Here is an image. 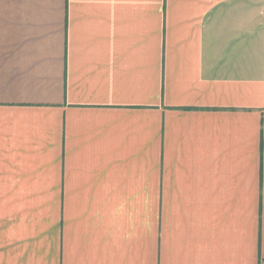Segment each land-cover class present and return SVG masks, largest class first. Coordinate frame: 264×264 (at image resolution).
Returning <instances> with one entry per match:
<instances>
[{
    "label": "crops",
    "instance_id": "crops-1",
    "mask_svg": "<svg viewBox=\"0 0 264 264\" xmlns=\"http://www.w3.org/2000/svg\"><path fill=\"white\" fill-rule=\"evenodd\" d=\"M0 264H264V0H0Z\"/></svg>",
    "mask_w": 264,
    "mask_h": 264
},
{
    "label": "rangeland",
    "instance_id": "rangeland-1",
    "mask_svg": "<svg viewBox=\"0 0 264 264\" xmlns=\"http://www.w3.org/2000/svg\"><path fill=\"white\" fill-rule=\"evenodd\" d=\"M247 6H249V5H244V10H245V8L247 7ZM263 5H259V7L261 8Z\"/></svg>",
    "mask_w": 264,
    "mask_h": 264
},
{
    "label": "trees",
    "instance_id": "trees-1",
    "mask_svg": "<svg viewBox=\"0 0 264 264\" xmlns=\"http://www.w3.org/2000/svg\"><path fill=\"white\" fill-rule=\"evenodd\" d=\"M190 107H185V109H189Z\"/></svg>",
    "mask_w": 264,
    "mask_h": 264
}]
</instances>
